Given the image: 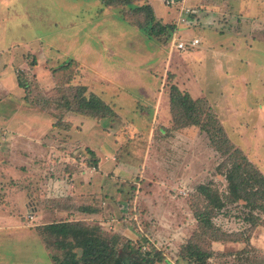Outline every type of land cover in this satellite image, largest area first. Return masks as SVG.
I'll list each match as a JSON object with an SVG mask.
<instances>
[{
    "label": "rangeland",
    "instance_id": "rangeland-1",
    "mask_svg": "<svg viewBox=\"0 0 264 264\" xmlns=\"http://www.w3.org/2000/svg\"><path fill=\"white\" fill-rule=\"evenodd\" d=\"M133 2L152 3L163 24L155 21L141 29L150 17L146 7L105 6L101 0H0V70L12 53L17 62L18 52L27 51L19 81L35 108L54 116L57 134L43 137L41 144L48 147L49 139H56L58 174L71 176L63 170L71 172L75 163L97 171L100 156L107 153L98 151L103 143L132 167L121 179L118 199L102 204L104 220L86 223L100 225L108 237L141 240L144 250L155 248L174 264H195V258L184 257L183 245L197 231L194 214L205 204L197 187L210 184L223 198L229 195L225 170L219 167L225 156L199 126L176 127L171 87L204 100L231 142L264 174V0ZM187 8L192 12L182 10ZM166 23L173 28L152 34L153 26ZM195 37L201 41L196 47L174 45ZM37 54L43 64L36 72ZM84 85L87 95L95 93L110 105L107 114L65 109ZM36 188L48 186L37 182ZM136 193L139 207L131 208L127 200ZM226 202L214 217L218 230L198 242L210 253L206 261L264 264V213L243 200ZM49 203L45 200L44 208ZM99 203L90 195L71 205ZM18 217L22 229L0 231V264H59L63 250L41 225L63 219L42 222L28 212Z\"/></svg>",
    "mask_w": 264,
    "mask_h": 264
},
{
    "label": "crops",
    "instance_id": "crops-1",
    "mask_svg": "<svg viewBox=\"0 0 264 264\" xmlns=\"http://www.w3.org/2000/svg\"><path fill=\"white\" fill-rule=\"evenodd\" d=\"M149 4L152 5V3ZM176 14H178L177 11ZM26 52L24 49L18 52L17 62H13L12 56L15 57L16 53H12L9 59L3 60L0 70V231L6 229L11 232L22 229L24 221L18 215L26 212L42 222L52 217L64 221H90L91 219L103 221L104 207L100 211L89 213L71 203L81 201L82 204L92 195L94 199H98L100 205L106 206L108 202L111 204L118 199V195L116 198L115 194L118 193V189L120 190L121 179H124L122 177H129L132 167L120 162L121 159H118L116 155V148L109 152L107 151L109 146L107 145L104 149L103 143L102 149L98 151L107 153L102 155L97 153L98 157L100 155L102 157L97 171L83 170L84 167L75 163L71 172L68 167L63 170L66 174L71 173V176L65 177L58 174L56 157L59 151L56 149V139H49L48 147L41 144L43 137L49 138V135L53 136V133L57 131L53 126L54 116L35 108L36 103L30 97H26L25 88L19 81V69L26 68L24 58ZM37 61L39 65L34 69L36 72L43 64L38 54ZM108 153L110 154L107 156ZM103 155H106L105 159ZM48 164L52 166L50 173L43 175L45 166ZM18 168L22 169L21 172L13 173L17 172ZM34 173H36L35 176ZM109 175L114 178V181L108 178ZM144 179L147 180L148 177ZM37 182H40V186L45 184L48 189L38 190ZM59 188L64 190L65 196L63 193L59 195ZM138 193L133 195L135 197L131 196L132 200H127L131 208L138 206L137 202L141 198ZM45 200L50 202L48 208H44ZM63 201L67 205H64ZM54 202L58 203L51 206L50 204ZM110 209L114 211V214L116 213L115 204L111 205ZM49 223L52 222L49 221ZM100 223L103 224V222ZM124 234H126L125 231Z\"/></svg>",
    "mask_w": 264,
    "mask_h": 264
},
{
    "label": "trees",
    "instance_id": "trees-1",
    "mask_svg": "<svg viewBox=\"0 0 264 264\" xmlns=\"http://www.w3.org/2000/svg\"><path fill=\"white\" fill-rule=\"evenodd\" d=\"M101 1L105 6H127L136 10L146 7L150 17L146 19L144 24L140 25L141 29L159 21L153 6L150 4H145L142 7V5L134 3L133 0ZM159 22L163 24L162 21ZM167 27L173 28L171 24L166 23L161 25L159 29H155L153 26L154 33H151L159 36ZM80 91L79 95L73 98L74 105L68 101L65 109L77 110L81 113L94 111L97 114H107L110 105L102 97L95 93L87 95L85 85L80 87ZM170 102L174 112L177 111L175 114L176 127L199 126L210 138L215 149L225 156L219 165L221 169L225 170L222 173L228 181L229 195L225 198L232 202L243 200L251 209L261 210L264 213V174L247 158L241 149L231 142L223 125L211 108H206L205 101L201 98L195 99L188 92H182L177 85L171 87ZM49 104L51 105V103ZM97 114H94L93 117H98ZM197 190L202 195L205 204L202 209L194 214L198 222V229L189 238L190 240L183 245V251L188 253L184 257L195 258V264H208L206 259L210 257V253L205 251L198 242L205 234H212L218 230L214 223V217L225 207L227 202L210 184H200ZM80 208L83 211L93 213L102 210L103 206L99 203L90 206L82 205ZM86 222L85 220H63L41 225L51 238H56V245H59L60 249L63 250V258L59 260L58 257H54L55 260H59V264H156L161 261L166 264H174L155 248L149 251L144 250L145 244L141 240L130 238L122 240L121 236L117 234L108 237L103 233L100 225H91Z\"/></svg>",
    "mask_w": 264,
    "mask_h": 264
},
{
    "label": "built area",
    "instance_id": "built-area-1",
    "mask_svg": "<svg viewBox=\"0 0 264 264\" xmlns=\"http://www.w3.org/2000/svg\"><path fill=\"white\" fill-rule=\"evenodd\" d=\"M164 2L167 5H175L177 3V0H164ZM183 11L185 10V12H192V10L190 8L187 9H182ZM201 41L199 38L195 37L193 38L190 42L188 41H184V40H178L174 42V45L177 49L179 50H186L187 48H192V47H196L198 45H200Z\"/></svg>",
    "mask_w": 264,
    "mask_h": 264
}]
</instances>
